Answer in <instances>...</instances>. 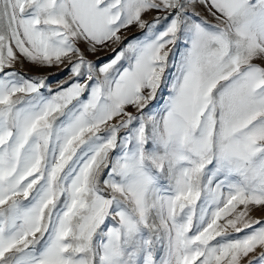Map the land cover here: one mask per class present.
Masks as SVG:
<instances>
[{
  "label": "snow or ice",
  "instance_id": "1",
  "mask_svg": "<svg viewBox=\"0 0 264 264\" xmlns=\"http://www.w3.org/2000/svg\"><path fill=\"white\" fill-rule=\"evenodd\" d=\"M0 264H264V0H0Z\"/></svg>",
  "mask_w": 264,
  "mask_h": 264
},
{
  "label": "rangeland",
  "instance_id": "2",
  "mask_svg": "<svg viewBox=\"0 0 264 264\" xmlns=\"http://www.w3.org/2000/svg\"><path fill=\"white\" fill-rule=\"evenodd\" d=\"M137 31H138L137 29L133 28V29H131L128 33H125V34H126V35H132V34L136 33ZM105 54H106V53H100V55H105ZM33 71H34V70H33ZM47 71L55 73V72H57L58 70L55 69V68H52V69H48ZM64 78H65L64 76H60V77H59V79H64ZM56 82H57L56 80H53V81H52L53 84H55ZM257 215H259V213H257Z\"/></svg>",
  "mask_w": 264,
  "mask_h": 264
}]
</instances>
